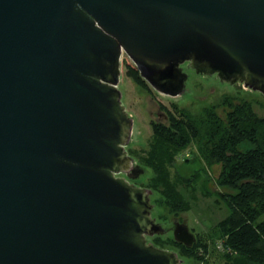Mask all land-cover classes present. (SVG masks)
Instances as JSON below:
<instances>
[{
    "label": "water",
    "instance_id": "1",
    "mask_svg": "<svg viewBox=\"0 0 264 264\" xmlns=\"http://www.w3.org/2000/svg\"><path fill=\"white\" fill-rule=\"evenodd\" d=\"M201 74L264 95V0H0V264H182L163 235L118 84ZM174 240L195 234L177 222Z\"/></svg>",
    "mask_w": 264,
    "mask_h": 264
},
{
    "label": "trees",
    "instance_id": "2",
    "mask_svg": "<svg viewBox=\"0 0 264 264\" xmlns=\"http://www.w3.org/2000/svg\"><path fill=\"white\" fill-rule=\"evenodd\" d=\"M126 74L151 90L136 66H127ZM219 106L206 107L200 114L177 103L161 106L167 120L152 121L146 146L130 149L138 164L152 171L144 186L158 194L155 204L165 206L170 214L190 211L199 194L211 196L203 184L207 169L188 177L176 169L178 158L191 147L208 168L220 166L216 182L230 190L219 193L227 215L211 233L199 235L191 246L174 236H158L153 242L163 249L171 246L197 264H264V117L256 113L251 99L239 95H225Z\"/></svg>",
    "mask_w": 264,
    "mask_h": 264
},
{
    "label": "rangeland",
    "instance_id": "3",
    "mask_svg": "<svg viewBox=\"0 0 264 264\" xmlns=\"http://www.w3.org/2000/svg\"><path fill=\"white\" fill-rule=\"evenodd\" d=\"M127 66L136 65L131 58L123 52L118 88L121 91V103L133 121L130 142L125 147L129 155H131L130 149H138L146 146L147 140L152 133V121L167 120V114L161 109V106L171 108L172 103H177L178 106L183 109L191 111L194 114H200L206 107H218L222 103L225 95H239L251 99L256 113L264 117V95L261 92L245 88L241 82L232 84L223 81L217 74L197 73L189 62L181 66L188 74V79L185 83L184 92L176 97L162 94L150 85V91L141 88L127 76ZM218 111L221 113L223 112L220 106ZM192 151L194 152L192 153ZM135 163L138 164L136 160ZM207 166L208 165L200 159L194 147H191V149L184 152V154L178 158L176 169L183 176L188 177L196 170L207 169V171L203 173V184L211 196L206 197L199 194L198 200L193 202L190 211L180 215H173L169 213L165 206H158L155 204L154 199L157 198L158 194L153 192L151 196V203L153 204L151 217L158 223L160 222L159 224L163 226L166 232L163 235L148 237V242L154 244L153 240L158 236L163 239H166L168 236H173L175 224L177 222L187 224L197 237H199V235H206L207 233H211L212 227L227 215V209L219 193H225L230 190L219 187L216 182L220 166L218 164H212L210 168ZM140 167L144 169V173L138 178L136 183L147 188L144 185H147L148 178L152 176V171L148 168L145 169L141 165ZM183 193L189 199V193L187 191H183ZM165 249L175 251L179 255V251L171 246H166ZM217 249L222 250L220 247ZM179 257L182 259V264H197L192 259L182 257L181 255H179Z\"/></svg>",
    "mask_w": 264,
    "mask_h": 264
},
{
    "label": "flooded vegetation",
    "instance_id": "4",
    "mask_svg": "<svg viewBox=\"0 0 264 264\" xmlns=\"http://www.w3.org/2000/svg\"><path fill=\"white\" fill-rule=\"evenodd\" d=\"M135 174H136V172L135 171H130L129 173H121V174H119V175H117V176H119V177H124L130 184H132V185H134V186H138V187H143V186H140V185H138L136 182H137V180H138V178H140L142 175H140L138 178H131L132 176H135ZM156 221V220H155ZM157 222V221H156ZM158 223V222H157ZM160 223V222H159ZM166 231V230H165ZM192 231V230H191ZM156 236V235H155ZM195 237H196V239H197V236L195 235ZM148 238V237H147ZM196 239H195V241H196ZM194 241V242H195ZM193 242V243H194ZM158 247V246H157Z\"/></svg>",
    "mask_w": 264,
    "mask_h": 264
}]
</instances>
